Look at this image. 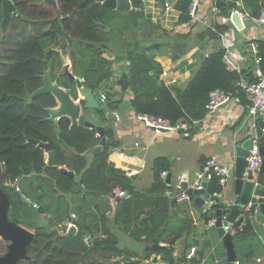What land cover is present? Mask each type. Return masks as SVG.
<instances>
[{"label":"trees","instance_id":"16d2710c","mask_svg":"<svg viewBox=\"0 0 264 264\" xmlns=\"http://www.w3.org/2000/svg\"><path fill=\"white\" fill-rule=\"evenodd\" d=\"M240 1L253 17H260L264 11V0ZM56 2L57 5L54 6L43 3V0H16L18 16H14L4 28L3 6L0 3L1 167L4 164L0 186L11 201L9 219L32 230L35 236L27 249L30 260L22 261L21 264H139L124 256L125 251L119 246V240L112 230L113 226H119L135 243L147 244L144 250L146 260L156 255L161 256L163 264H180L174 255L176 244L183 239L188 243L186 250L199 245V242L189 243V236H197L198 226L194 220L192 224L191 220L176 213L172 214L173 209L179 206L174 199L169 200L166 196L167 192H172V178L170 184L166 177L162 178L163 173L168 176L171 174V160L159 157L153 162L152 190L162 192L164 198L153 202L152 213H145L144 205H139L144 197L135 190L131 173L110 162L111 151L118 144L107 115L99 109L93 110L100 121L98 127L104 128L101 136H97V127H85V120L82 118L80 124L75 127L68 117L61 118L57 123L52 122L49 110L58 107L57 100L52 94H35L44 86L45 74L53 71L52 65L60 60L56 49H61L71 59L74 76L81 78L84 86L95 94L103 89L109 111L120 113L124 109L119 105L122 103L120 100L114 101L115 95L109 87L114 76L113 64L105 54L119 35L123 36L125 32L131 35L139 33L133 42L125 38L117 42L120 54L126 55L123 58L117 56V62L128 61L130 64V76L124 75L119 82L121 94L132 91L134 99L130 101V106L136 114L166 119L174 125L185 122L192 126L194 122L205 118L206 106L215 90L239 96L244 105L248 104L247 94L237 83L245 81L250 84L258 81L254 74L253 60L249 58L250 67L242 69L240 73L229 72L223 61L224 49L220 45L209 57H201L197 72L184 88L166 86L157 81L163 67L153 56V51L165 48L167 53L173 52L176 58L184 56L192 49L193 42L189 34L173 33L153 22L152 17L143 9L145 3L126 12L120 8L113 9L103 5L104 0ZM169 2L173 3L179 14L178 23H187L192 0ZM230 10L229 5L222 11L221 17L228 18ZM228 25V22H220L215 25L217 32L207 30L199 38L220 43L219 33L226 32ZM144 38H151L152 41L146 45ZM257 43L262 58L260 67L264 73V39H258ZM58 66H62V61ZM58 83L71 91L73 98L77 99L76 84L65 74L59 78ZM182 94H185L184 101ZM200 128L192 126L194 132ZM103 138L108 142L104 145L102 153L94 156L93 152ZM30 141L54 144L56 166H49L46 162V152ZM260 146L264 147V137L260 138ZM87 153L91 154V162L88 161ZM63 167L65 170H71L75 176L63 173ZM259 181L264 188V173L260 174ZM14 182H17L19 191L37 205L40 215L49 217L47 225L36 221L31 208L22 202L16 191L6 186ZM78 184L87 191L85 195L84 192H73ZM222 190L217 179L207 186V192L210 194ZM35 191L41 200H33L30 197ZM117 191L124 192L125 196L116 198L117 205L114 209L109 199L116 197ZM70 193H74L71 206H75L77 215L76 236L61 235L58 232L62 230L63 223L71 221L70 212L69 215L62 216L60 211L52 212L51 204L41 205L48 195ZM93 197H97V200ZM77 198H80V204ZM93 199V205L89 207ZM191 202L192 208L200 215L199 219L209 227L211 212L216 211L218 207L215 206L205 213L203 207L196 204L194 196ZM140 218L141 221L137 224ZM56 224L60 227L59 230H55ZM87 234L94 238L90 246L83 242ZM254 235L255 232H249L246 226L243 233L234 237V245L237 241L246 243L247 258L255 256V243L252 242V239L256 238ZM206 242L202 250L197 246L196 257L191 261L185 259L184 264H200L211 249V244ZM163 244L166 247H157ZM157 263L155 260L148 264ZM213 263L214 260L206 262Z\"/></svg>","mask_w":264,"mask_h":264},{"label":"built area","instance_id":"2783aa9c","mask_svg":"<svg viewBox=\"0 0 264 264\" xmlns=\"http://www.w3.org/2000/svg\"><path fill=\"white\" fill-rule=\"evenodd\" d=\"M12 4H16V0H7ZM221 1L226 4V8L229 7L230 4V16L227 18H222L221 14L223 9L217 7L216 2ZM164 8L166 11L172 12L174 11V5L165 0ZM225 8V9H226ZM224 9V10H225ZM211 15L216 18L218 22L216 24L223 22H228V30L224 33H219L220 35V43L224 49L223 61L229 72H237L240 73L242 71L241 63L248 58L253 60L254 66V74L258 81L247 84L245 81H240L237 83L238 86L242 87L245 93L248 96V104L244 105L239 96L227 94L221 90H215L210 95V101L206 106V114L205 118L200 122H194L192 126H200L202 128L203 125L208 124L211 120L218 117V113L220 111L223 112L221 118L225 119V127H234L238 121L242 117L244 113H247L249 117H252L255 121V127L261 122H264V73L261 70L262 58L260 56L259 45L257 43L260 38L257 34V37L250 38L248 37V41L246 43L247 50L240 48V40L239 35L244 30H246L245 23L252 24L251 27L256 26L255 28H263L264 29V11H262L260 17H253L249 12L244 9L242 1H234V0H192L190 8H189V21L185 23L188 27L191 28L198 24L208 25L211 21ZM237 15L240 18L241 23L243 24V29L238 30L235 25L231 23L233 17ZM215 23H211L209 26V30L213 32H217ZM184 24H182L183 26ZM181 26V27H182ZM186 27V26H185ZM184 30V28H183ZM264 36V33H263ZM210 54H207L205 57H209ZM163 83L166 86L173 87L177 84V80L174 78H170V74L167 70L162 73ZM102 101L106 103V96L104 92L101 90L98 92ZM225 106L224 108H221ZM116 122H121L122 118L118 113H115ZM133 119L149 129L155 135H174L180 134L184 138H194L195 132L192 130V126L185 122H179L177 124H172L169 120L149 116L145 114H134ZM59 121V120H58ZM91 129V128H90ZM264 133V129L262 131ZM219 134V133H218ZM201 132L197 141H201ZM214 135L212 131L206 133V136ZM97 136H100L99 134ZM253 147L250 150V156L248 158L249 166L246 169L244 177L248 176V172L251 171L253 174V181L255 182V187H260V182L258 181V174L261 172L262 165L264 164V159L260 151V138L255 135L252 138ZM4 164H2V171ZM167 173L162 174V178L167 177ZM235 176L234 167L226 166L222 163V161L213 157L208 159L202 169L198 170L194 174V178L191 181H186L187 189L182 188V183H179L180 193L173 194V192H167V196L171 199H174L177 203L188 202L191 203L192 195L189 193L195 191H203L204 195L202 198L204 200V212L207 213L212 210L213 207L217 206L218 208H225L227 204H232V202H224V189L229 185L230 181ZM214 179L218 180L219 185L222 187V191L210 194L207 192V186ZM12 186H17V182L11 183ZM18 188V186H17ZM19 190V189H18ZM117 197L125 196V193L122 191L116 192ZM207 197V198H206ZM260 196L253 195L251 202L247 206V213L249 212V216H245V220L240 226H236V223H228V226H224L226 233L232 234L234 237L238 234H241L245 231L247 226V217L256 218L258 211L260 210ZM226 201V200H225ZM37 207V205H34ZM212 213V212H211ZM72 220L67 224H64L62 230L59 232L61 235H68L73 227H77L76 220L77 215L75 213L72 214ZM226 220V216H223V221ZM214 220H211L209 223V227L214 224ZM94 238L90 235H85L83 238V242L85 245L90 246L93 242ZM198 253V247L194 246L190 253L187 256V260L191 261L196 257ZM261 259H258L260 262ZM207 259H203L200 264H206ZM235 264H240L238 260H236Z\"/></svg>","mask_w":264,"mask_h":264},{"label":"crops","instance_id":"0c3cea01","mask_svg":"<svg viewBox=\"0 0 264 264\" xmlns=\"http://www.w3.org/2000/svg\"><path fill=\"white\" fill-rule=\"evenodd\" d=\"M169 1V0H167ZM145 8L144 11L149 14L151 17H153V21L156 24H160L164 29L173 32V33H182V34H189L191 37V42H193L192 49L190 52L184 56L175 57V54L173 52H169L165 56L157 57L156 60L162 65L163 71L167 70L170 74V78H174L177 80L176 86H179V88H184L187 83L192 79V77L197 72L200 60L202 56H206L207 54H212L214 51L218 50L221 43L216 40H200V35L203 34L205 31L209 30V26L211 23L218 22L217 19H214V16L211 15V21L208 25L198 24L194 27L187 28L188 26L184 24L183 26L178 23L179 14L176 12V10L169 12L166 11L164 6L160 3H157V0H144ZM172 3V2H171ZM164 4V3H163ZM173 4V3H172ZM216 25V23H215ZM182 26V27H181ZM186 26V27H185ZM248 27L246 30H244L242 33L238 34L239 40H240V48L244 49L245 52L247 50L246 43L248 41V37L255 38L257 35L260 38L264 39L263 33L264 29L261 28H255ZM184 28V30H183ZM257 34V35H255ZM196 36L197 40L195 42ZM68 58V57H67ZM65 60V58H63ZM68 61L70 62V59L68 58ZM251 65V61H249V58L246 59L241 63L242 69H247ZM51 72V71H50ZM49 72V73H50ZM163 73V72H162ZM154 75V74H152ZM158 82H163L162 74L157 76ZM133 93H129L126 95V101H131L134 98ZM130 96V97H129ZM82 98V97H81ZM77 100V99H74ZM83 112V110H82ZM135 112L132 110L131 106H129V110L125 113L119 114L122 118V122L120 123L121 126L119 127L114 122H109L110 124L117 127V139L115 137V141L117 142L118 146L113 149L111 152H113V155L110 156V160L114 159L116 163L118 164V167H121L123 169H126L128 172H130V176H134L136 174L135 172H139L140 169L145 168V161L146 159L149 160V162H154L156 158L159 157H166L171 160V178L173 179V169L175 164L181 160L180 155H166L162 154V152H159L160 144L159 138L161 135H155L151 132L149 129L145 128L141 124L137 123L133 117ZM223 114L222 111L218 113L219 118L216 117L213 120H211L208 124H205L200 128L201 132V141L196 142V140L192 141L194 145L197 147V155H196V171L202 169V167L205 165L208 159L211 158H219L222 163L229 167H234L235 170V161H234V148L239 143H242L243 141L247 140L248 138H252L253 136L257 135V127L259 124L255 127V121L252 117H249L247 113H244L240 119H238L236 125L234 127H225V119L221 118V115ZM82 117V115H81ZM87 120L85 121H91L94 123L97 127L100 123L98 119V115L93 111H91L88 116H86ZM83 119V118H82ZM80 124V120L78 122V125ZM102 126V125H101ZM109 126V124H108ZM111 127V126H110ZM113 128V126H112ZM209 131H212L214 135L206 136V133ZM219 133V134H218ZM264 137V133L262 134ZM173 136L174 135H168ZM199 137V136H198ZM197 137V138H198ZM195 138V137H194ZM187 141H190L186 139ZM151 145L150 149H147L148 146ZM132 147V148H131ZM155 148L154 153L152 152V148ZM131 149H133V152ZM171 151H168L167 153L170 154ZM88 156V161L91 162L90 154H86ZM47 157V155H46ZM264 159V157H263ZM112 161V160H111ZM125 167V168H124ZM128 167V168H127ZM65 168V167H63ZM194 173L192 174H181L178 177V183H183L188 181H191L194 178ZM261 172L258 174V181L260 177ZM233 181V182H232ZM234 181L235 176L230 181L229 185L224 189V202H236L237 204L240 203L239 196L235 195L234 191ZM260 182V181H259ZM173 183V181H172ZM135 186V181L133 183ZM260 183V187H261ZM257 188V187H255ZM78 192H84L83 190ZM85 195V192L84 194ZM167 195V194H166ZM255 195V194H254ZM257 196V195H255ZM121 197H114L110 198V204L115 209L117 205V199ZM192 203V202H191ZM191 203H185L188 208H190V214L193 217V220L195 221V224L198 226V218H196V215H200L198 212H196L193 208ZM75 208V206H74ZM111 220L113 219V213L110 215ZM240 218L238 217L237 221ZM236 221V222H237ZM204 225V224H203ZM205 226V225H204ZM114 234L117 236L119 240V246L120 248L125 251V257L126 255L134 256V253H131L128 250V246H124V244L129 243V241L132 242L131 237L129 234H127L124 231H120L119 226H113L112 227ZM217 231V230H216ZM217 235H220L217 231ZM128 237H130L128 241ZM123 245V246H122ZM130 246V245H129ZM196 246V245H195ZM197 246H199L197 244ZM134 247V246H133ZM132 247V248H133ZM136 247V245H135ZM200 248V246H199ZM201 249V248H200ZM210 252L207 254L206 259L207 261H211V258L208 257ZM256 256V255H255ZM254 256V257H255ZM127 258V257H126ZM135 258L132 257V260L134 261ZM258 259H261L260 262H258ZM217 262V261H216ZM257 264L264 263V257H257L256 258ZM219 264H222L218 261Z\"/></svg>","mask_w":264,"mask_h":264},{"label":"water","instance_id":"95a60500","mask_svg":"<svg viewBox=\"0 0 264 264\" xmlns=\"http://www.w3.org/2000/svg\"><path fill=\"white\" fill-rule=\"evenodd\" d=\"M163 3L165 0H161ZM0 3L3 6V14L4 20L2 23V27H6L9 21L14 17L18 16L17 13V5L12 4L7 0H0ZM43 3L51 4L56 6V0H43ZM143 0H104L103 5L113 8V9H123L126 12H129L133 9L139 8V6L143 5ZM217 7L222 8L223 10L226 8V4L221 1L216 2ZM232 6V4H230ZM232 24L237 27L238 30L243 29V24L240 21V18L235 15L232 19ZM245 26L251 27L252 24L245 23ZM50 73L47 72L44 77V86L35 94H52L55 99L59 102V105L55 109L49 110L50 120L54 123H57L63 117H68L72 121V126H78V122L81 119L82 115V106L79 104L81 102L85 103V107L91 110H101L107 115V118L110 122H115L116 116L114 113L110 112L99 95H96L90 88L84 86L83 81L74 76L72 71L66 67L65 75L76 84L77 90H79L80 94H82L85 99L84 100H74L70 95L68 90H65L63 87L59 86L57 83H53ZM185 99V94H182V101ZM222 106L221 108H224ZM85 127L87 128H96L97 126L91 121H85ZM99 134L101 135L104 131V128L97 127ZM264 129V122L261 121L259 126L257 127L258 137L262 138ZM39 146L42 150L47 153V164L49 166H56V150L55 145L52 143H37L34 141H30ZM107 139L103 138L100 142V145L94 150L93 155L102 153L103 147L107 144ZM253 147V142L251 138L239 143L234 148V161H235V181H234V193L236 196H239L240 203L236 202L227 204L224 206L225 208H218L216 211L211 213V218L214 220V224L211 226L212 229H216L220 237L222 239L223 245L227 251V263L235 264L237 260V254L234 245V236L230 233H226L224 226H228V223H236V226H240L245 220V216L247 214V206L251 202L253 195H257L261 197L260 200V210L257 213L256 221L264 224V188L263 186L255 188V182L253 181V174L251 171L248 172V176L245 178L244 174L246 172L247 167L249 166L248 158L250 156V150ZM261 154L264 157V147L260 148ZM61 171L67 175L74 177L75 175L70 170H65L61 168ZM261 173H264V164L261 168ZM2 174V167L0 165V176ZM171 175L167 177V181L170 184ZM13 191H16L22 200V202L31 207L35 220L38 221L41 225H46L48 223L47 220L42 219L37 207H35L32 202L27 199L17 188V186H12L10 184L6 185ZM183 187L187 189V184L184 183ZM83 190L87 192L84 187L79 184L74 188V192H78ZM189 193L195 197V202L198 206H204V200L202 195H204L203 191H195ZM207 198V197H206ZM11 208V201L9 196L0 188V239L9 243L8 251L5 255L0 256V264H18L21 260H29L30 257L27 255L28 246L34 240V233L24 228L21 225H18L12 222L9 219V210ZM75 212L74 206H72L71 213ZM223 216H226V220L223 221ZM238 217L240 218L238 221ZM237 221V222H236ZM68 221L65 222L67 224ZM78 230L76 227H73L68 235L76 236ZM157 247H166L165 245H160Z\"/></svg>","mask_w":264,"mask_h":264},{"label":"rangeland","instance_id":"374dc122","mask_svg":"<svg viewBox=\"0 0 264 264\" xmlns=\"http://www.w3.org/2000/svg\"><path fill=\"white\" fill-rule=\"evenodd\" d=\"M157 3H160L164 6V4L161 0H157ZM231 23H233V22L231 21ZM147 32H148V29L146 28V33ZM138 35H139V33H137L136 35H131L128 32H125V34L123 36L119 35L114 40V42L111 44L110 50H108L105 54L106 58L110 59L111 60L110 62H112V64H113L114 76L110 81L111 83L109 84V87L111 88V93L115 95L114 101L118 102L120 100L122 104H119V105H122L121 108H124L123 110L120 111V113L117 111L115 112L118 114H121V113L123 114L126 112V110L127 111L129 110L130 101H126L125 99H126V95H128L132 91L129 90L125 95L121 94V85L119 84V82H120V80H122L124 78V75L130 76V73H129L130 64L128 61H126L124 63L117 62V61H119V59L116 58L117 56H120L122 58L126 56L124 54H120V49H118L117 42L122 41L123 38H125V40H128L129 42H133L135 40L136 36L138 38ZM239 37H241V36H239ZM194 38H195V42H196V40H197L196 36H194ZM145 39L146 38H144L143 41ZM151 41H152L151 38H149L148 40H145L144 43L146 42L145 44L147 45V43H150ZM56 51L59 54L58 59H60V60L56 61L52 65V66H54L52 68L53 71H51L49 75H50L53 83H57L59 85L58 80L65 73L66 67H68L72 71V62H71V59L68 56V54L65 53L63 50L56 49ZM167 52H168V50L165 48H157L156 50L153 51V56L155 58L165 56L168 54ZM67 57L70 59V62L68 61ZM63 58H65V60ZM60 61H62V66H58ZM102 91H103V89L101 90V92ZM67 92H69L70 95L72 94L71 91H69V90ZM81 97H83V98H81ZM84 99H85V97L82 94H80L79 90H77V100L80 101V100H84ZM57 103L59 105L58 101H57ZM79 104L82 106V110H83L81 118H83L84 120L85 119L87 120L86 116H88V114L91 111L93 112V110L87 109L85 107V104H83V102H81ZM121 122H114V123H116L120 127ZM112 126H113V131H114V134L116 137L118 134L117 133L118 128L115 127L114 125H111V127ZM199 134H200V130H197L195 132V136H194L195 138H188V140H190V141H187L186 140L187 138H184L180 134H174V136H176V137L168 136V134H163L159 138V142H158L160 144V146L158 145L159 152H162V154H166V155H171V154L178 155V153H179L180 158H181V160H179L175 164L174 169H173L174 174H173V179H172V181H173L172 192L174 195L181 192L180 189L178 188V185H179L178 177L181 174H189L190 175L196 171L195 166H196V155H197L198 149L192 141L196 140V142H197V137L199 136ZM116 139H117V137H116ZM150 148H151V145L148 146L147 149H150ZM155 148L156 147L152 148L153 154L156 153V152H154ZM131 150L133 151V149H131ZM168 151H171L170 154L167 153ZM133 152H135V151H133ZM46 155H47V153H46ZM111 155H113V152H111ZM46 160L48 161L47 158H46ZM111 160H110V162H113L116 166L118 165L114 159H111ZM234 172H235V170H234ZM135 173L136 174H134V176L132 175L133 180L135 181V190L138 193H141L142 196L144 197L141 200V202L139 203V205L141 207L144 205L143 209H144L145 213H152V210L154 209L153 202L157 199H160V198L163 199L164 198V195L162 194V192H155L152 190L153 162H149V160L146 159L145 168L143 170L140 169L139 172H135ZM76 180L78 181L77 178H76ZM73 192H74V189H73ZM32 193H33V195H31L30 197L33 200L34 199L41 200L40 195L36 191L32 192ZM80 198H77L78 204H80L79 203ZM93 198H95L97 200V197H93ZM168 198H169V200H172L170 197H168ZM73 199H74V193H72V194L70 193V194H66V195L62 194V195H58V196L48 195L45 198V200L42 201L41 205L43 206L45 204H51L52 212L58 213L60 211V212H62V216L69 215V212H70V214H71L70 216H71V220H72L73 217H72L71 210H72L73 205L71 206V202L73 201ZM93 201H94V199L91 200L89 207H92ZM178 205L179 206H177L173 209L172 214L176 213L179 216L186 218L189 221L191 220L192 224H194L193 217L190 214V208H188L185 203H181V204L178 203ZM69 206H71V208ZM103 211H105V210H103ZM249 214L250 213L248 212L246 215L249 216ZM48 218H49L48 216H45V215L42 216V219H44V220H47ZM141 218H143V217L141 216ZM141 218L138 220L137 224L141 221ZM196 218H198L197 219L198 220L197 236H196V234L189 236V238H190L189 243L192 244V243H198L199 242V246L202 250L204 248V245L207 244L206 241H208L211 244L210 245V247H211L210 254L208 257L212 258L211 259L212 262L214 260L213 264H219L218 261L220 263L222 262V264H226L227 251L223 245V242H222L220 235H217L216 229H212L211 227L204 226L202 220L199 219V216L196 215ZM247 220H248L247 226H248L249 232H255V234H256V235H254L256 238L252 239V242L255 243V247H253V248H255V255L256 256L254 258H247L246 257L248 248L246 249V243H243L242 241H237V243L235 245L236 246L235 250H236L237 258H238V260H240L242 262V264H257L256 258L258 256L264 257V224L257 222L255 218L247 217ZM69 221L70 220H68V222ZM56 227H57V224L55 225V230L60 229V227H57V228ZM29 231L33 232L32 230H29ZM60 231H61V229L58 232H60ZM120 231L122 232L121 228H120ZM240 237H242V236H239V238ZM129 238L130 237H128V241L130 240ZM145 244H137V243H135L134 240H132V242L131 241H129V243L126 242V244H124V246L125 245L128 246L127 247L128 250L130 249L129 251L131 253L135 254L134 256H131V259H132V257L135 258L134 262H138L139 264H148V263H152L155 260H157L158 261L157 264H163L161 256L152 255L150 260H146L144 258V250H145V246L147 245V244L146 245ZM187 244L188 243L186 241H184L183 239L180 240L176 244V251H175L174 255L178 258V260L180 261V264H184L185 259H187V256L190 253V250H186ZM135 245H136V247H135ZM6 246H7V243H5L3 240L0 239V251L1 252H5ZM211 253L213 256L211 255ZM126 257L129 258L130 255L127 254ZM262 264H264V263H262Z\"/></svg>","mask_w":264,"mask_h":264},{"label":"flooded vegetation","instance_id":"af4514ba","mask_svg":"<svg viewBox=\"0 0 264 264\" xmlns=\"http://www.w3.org/2000/svg\"><path fill=\"white\" fill-rule=\"evenodd\" d=\"M0 188L2 189V186H0ZM1 240H2V239H1ZM4 242H5V241H4ZM5 243H7V242H5ZM8 244H9V243H7V246H6V250H5V252H1V251H0V256H3V255L6 254V252L8 251ZM29 260H30V259H29ZM22 261H28V260H21V261L18 262V264H21Z\"/></svg>","mask_w":264,"mask_h":264},{"label":"clouds","instance_id":"9594fccd","mask_svg":"<svg viewBox=\"0 0 264 264\" xmlns=\"http://www.w3.org/2000/svg\"><path fill=\"white\" fill-rule=\"evenodd\" d=\"M175 86H176V85H175ZM96 95H97V94H96ZM72 98H73V97H72ZM112 113L115 114V112H112ZM57 122H58V121H57ZM115 122H116V120H115ZM91 129H92V128H91ZM46 158H47V157H46ZM46 162H47V160H46ZM167 177H168V176H167ZM167 177H166V178H167ZM184 183H186V182H183V183H182V188H183V189H185V188L183 187V184H184ZM186 184H187V183H186ZM10 185H11V184H10ZM178 188H179V185H178ZM33 205H36V204H33ZM74 213H75V212H74ZM64 224H65V223H64ZM64 224H63V225H64ZM77 230H78V229H77ZM68 234H69V233H68Z\"/></svg>","mask_w":264,"mask_h":264},{"label":"bare ground","instance_id":"6f19581e","mask_svg":"<svg viewBox=\"0 0 264 264\" xmlns=\"http://www.w3.org/2000/svg\"><path fill=\"white\" fill-rule=\"evenodd\" d=\"M83 98V97H82Z\"/></svg>","mask_w":264,"mask_h":264}]
</instances>
